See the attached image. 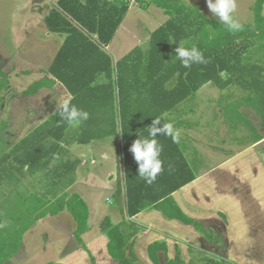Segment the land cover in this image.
<instances>
[{"label": "crops", "instance_id": "0c3cea01", "mask_svg": "<svg viewBox=\"0 0 264 264\" xmlns=\"http://www.w3.org/2000/svg\"><path fill=\"white\" fill-rule=\"evenodd\" d=\"M44 26L46 29L45 24ZM120 27L121 25L117 30ZM116 35L117 31L114 37ZM41 37H43L42 39H52V41L55 39L54 50L51 53H45L44 50L42 53H44L45 63L39 62L40 56H37L38 60L33 61L37 65L33 66L32 70L26 69L23 74H36L35 80L27 86L45 77L52 79L53 83L50 86L41 87L31 95L23 93L27 86L23 89V98H20L19 101L26 99L24 103L26 102L27 105L19 104L21 129L25 130L23 134H20V139L29 136L45 122L51 121L52 123L57 112L56 103L68 96L73 97L66 86L48 72L64 42L65 35L53 34L46 29L45 35ZM149 37L150 34L148 39ZM40 42L44 48L49 43L47 41L44 45L41 40ZM109 44L102 49L110 54L114 65L134 48H140V46H134L130 50H123L118 55H114V59ZM147 47L148 43L142 51H145ZM116 49H118L117 45ZM105 82V77L99 75L94 84H106ZM10 83L9 81L11 86ZM167 87H171V85L168 84ZM201 89L202 87L199 90ZM199 90L196 91L195 96ZM121 91V98H119L118 88L114 85V102L111 100L107 103H99V105L108 106L105 110L107 114L111 112L110 106L114 107L117 124L120 121V107H123V121L127 124L125 147L119 128L114 136L93 140L87 144H78L76 138L80 133L79 127L73 128L68 125L66 130L69 129V132L66 134L65 130L61 141L51 149L49 164L39 161L33 165V169L28 164L13 168H17L19 172L23 171V173H19L21 179H18L23 183L22 191L18 193L20 198L26 194L23 187L29 188L28 182L23 179L24 174L28 173V177L35 178V182L40 185L44 183V179L49 182L48 188L37 191L43 200L53 202L66 193L69 196L76 194L85 202L88 208V220L87 229L81 235L82 241L78 242L75 237L76 222L67 210H62L56 215L48 214L38 220L34 219L32 225L23 233L25 239H31V235L35 237L34 233L38 230L41 239H52L53 242H56V248H52L54 250L53 259L46 264H119L109 255L107 251L108 237L100 229L103 219L109 217L114 226L125 222L133 230H136L126 250L129 258L133 259L129 253V249L132 250L136 264H154L147 252L148 246L154 242L163 243L166 246V249L157 251L159 264H168V261H172L175 258L176 250H178L180 258L177 263L181 264H264V209L257 210L254 206L263 202L264 196L260 197L256 193L257 189L251 181L243 179L237 181L236 187L233 185L223 186L219 177L222 169L239 156L237 159L242 158L243 161L235 162L234 170L227 168V170L233 171L230 176L237 180L236 175H240L239 170L246 163V157L244 156L243 159L242 152L207 167L204 154L201 152L202 144H197L190 133L193 131L194 122L189 120L191 115L182 108L184 104L181 102L175 108L176 110L164 112L161 116L162 123L171 121L174 127L179 130V142H173L172 138L168 136L164 141L165 136L163 135V141L157 138L162 146L160 154V159L163 162L162 171L153 183H146L137 174L138 165L129 149L138 135L145 137L148 135V127L156 117V114L149 109L154 103L147 94L140 93L141 88L134 84L123 85ZM39 95H42L43 98L36 99ZM31 99L35 100L29 104L27 100ZM157 135L159 137L161 134L157 133ZM50 140L51 143L54 142L51 138ZM261 140L254 143L251 140L245 149H254L260 145ZM4 148L2 147L0 150ZM11 148L10 146L5 152L3 150V153H0V156L4 155L2 160H7L3 164L1 163L0 167L2 172L12 177L11 172H8L12 169V165L7 158V155L11 154ZM25 150L29 151L30 149L25 148ZM87 156L92 159L86 160ZM92 156L98 157L99 164L97 166V160ZM253 156L255 163L253 168L260 167L264 158H260L259 152H254ZM125 159L127 164L124 162ZM126 174L131 185H148L159 193L193 177L191 181L178 187L171 194L164 195V198L171 196L184 215L198 223L200 227L184 223L180 219L169 218L152 207L142 209L131 217L126 216L127 199L124 189ZM228 177V172L222 176L226 184ZM105 194L108 195L105 196ZM229 208L233 209V217H230L228 213ZM59 214L65 216L58 221L56 228L53 229L56 233L47 235L43 226L41 229L38 228L39 222L56 219ZM32 217L35 218L34 215ZM23 243L25 242L23 241ZM19 250L20 252L18 251L15 256L21 257L25 251L23 245ZM26 251L28 252V250ZM24 258H21L22 262H14V264L31 263L26 262ZM8 260L0 264H13Z\"/></svg>", "mask_w": 264, "mask_h": 264}, {"label": "trees", "instance_id": "16d2710c", "mask_svg": "<svg viewBox=\"0 0 264 264\" xmlns=\"http://www.w3.org/2000/svg\"><path fill=\"white\" fill-rule=\"evenodd\" d=\"M131 1L57 0L44 17L47 31L65 35L64 42L48 72L70 91L73 96L72 103L89 113L88 120L83 121L79 126L80 133L76 142L87 144L93 140L114 136L119 128V131H123L122 141L125 147L127 124L123 121V107H120V121L117 124L114 107L110 106L111 112L107 114L105 110L108 106L99 105L111 100L114 102V85L118 88L119 98H121V88L125 84H134L141 88L140 93L147 94L154 103L149 109L156 114V117H161L164 112H173L184 100H193L196 91L207 83L224 89L232 82L240 84L248 90V93L237 102H226L222 105L225 122L228 124L230 120L244 125L250 131L253 143L263 139L264 0H254L252 22L242 23V30L235 33L229 32L218 19L205 15L184 0H133L141 9L155 5L162 9L169 19L150 33L145 51L134 48L114 65L110 54L106 53L102 47L112 41L130 8ZM182 41L195 44L203 53L207 63H194L185 68L179 59L168 62L173 43ZM222 73H225L227 78H223ZM99 75L105 77L106 84H94ZM173 79L174 82L171 84ZM52 83V79L45 77L27 86L23 93L34 94L41 87L50 86ZM168 84L171 87H167ZM7 85L9 80L1 79L0 91ZM242 105L251 107L260 116L263 134L257 132L249 118L240 112ZM67 127V123L62 121L56 112L52 123L47 121L29 136L20 139L18 146H13L15 149L11 150L7 158L11 159L16 167L28 164L33 169V165L39 161L49 164L51 149L61 141ZM50 138L54 141L53 143L48 141ZM157 138L163 141L162 135L159 137L157 135ZM25 148L30 150L27 151ZM21 149H23L22 153ZM12 151L20 155L11 158ZM3 157L4 155L1 154L0 164ZM124 162L127 164L126 159ZM11 165L15 168L14 164ZM125 169L127 171L126 166ZM192 179L193 177H190L181 184L159 193L148 185H131L126 174L124 187L127 199L126 216L131 217L142 209L152 207L169 218L180 219L184 223L193 224L199 228L200 225L185 216L171 196L164 198V195L171 194ZM31 198L34 201L33 207H29L27 198L22 202L26 215H30L29 221L22 224V218L16 216L12 219L13 223H16L15 229L18 223L21 226L20 232H15L14 248L10 249L8 238L4 240V237H0V263L17 253L21 237L32 225L34 219H41L48 214L56 215L62 210H67L73 216L77 226L74 232L75 237L78 242L82 241L81 235L87 229L88 208L78 195L69 196L64 193L53 202L33 195ZM162 198L164 199L159 201ZM100 229L108 237L107 251L113 259L119 264H136L132 250L129 249V253L133 259L126 253L129 241L136 230L125 222L114 226L109 217L103 219ZM161 249H166V246L158 242L150 244L147 248L148 255L154 264H159L157 251ZM173 260L168 261V264H181L177 263L180 260L178 250Z\"/></svg>", "mask_w": 264, "mask_h": 264}, {"label": "rangeland", "instance_id": "374dc122", "mask_svg": "<svg viewBox=\"0 0 264 264\" xmlns=\"http://www.w3.org/2000/svg\"><path fill=\"white\" fill-rule=\"evenodd\" d=\"M56 1L57 0H0V80L7 78L11 82V86L7 85V87L0 91V149L5 147L0 150V153H3V150L5 152L10 146L12 147L11 149L14 148L13 146H18L19 139L21 138L20 134H23L25 131L21 129L22 122H20L19 104L27 105V103H24L26 99H22L21 102L19 100L23 98V89L35 80L36 74H23V72L26 69L32 70V67L37 65L33 63V61L38 60L37 56H40L39 62L42 61V63H45L44 53H42L44 50L45 53H51L54 50L53 44L55 39L53 41L52 39H42L43 37L41 36H44L46 32L43 24V17L49 12ZM184 1L187 4L197 7L205 15L218 19V17L213 15L208 9L206 0ZM253 3L254 0H236V10L233 15L240 24L252 22ZM130 6L121 27L117 30V35L114 37L111 44H109L114 59V55H118L123 50H130L134 46H140L141 50L145 48L149 40V34L169 19V17L164 14L163 10L155 5H150L146 9H141L132 0ZM40 40L44 45L48 41V46L44 48ZM116 45L118 49H116ZM178 45L179 43H173L171 53L167 59L168 62L171 63L177 59L175 56V49ZM48 61L49 58L47 62ZM222 77L227 78V75L222 73ZM173 82L174 79L171 81V84H173ZM247 93L248 90L236 82H232L224 89H220L212 83H207L202 86V89L199 90L193 100L187 99L183 101L182 103L184 106L182 108L189 112L191 115L189 120L194 122L193 131L190 133L193 135L197 144H202L201 152L204 154L207 167H210L218 161L221 162L233 155H237L239 152H242L241 155H243V159L244 156L246 157V163L244 162L245 164L239 170L240 175H236L237 180L230 176L233 171L227 170V168L234 170L235 162L241 163L243 161L242 158L237 159L239 156L234 158L227 167L222 169L219 175L221 185H233L236 187L237 181H242L244 179L248 182L251 181L257 189L256 193H258L260 197H263L264 162L260 167L253 168L255 165L253 153L259 152L260 158H264V138L260 141V145L252 150H246V146L251 143L250 131L244 127V125H239V123L235 121L229 120L227 124L222 113L223 104L226 102H237V100L246 96ZM41 98H43L42 95L36 97V99ZM33 100L35 99L27 101L30 104ZM239 110L249 118L257 132L263 134L260 116L247 105H242ZM177 124L181 125L184 123ZM68 132L69 129L66 134ZM48 141L51 142L50 139ZM13 151L11 158L20 155L17 152L13 153ZM92 157H95L97 160V166L99 164L98 157ZM90 159L92 158L87 156L86 160L90 161ZM5 162H7V160L3 161L2 164ZM9 162L15 165L11 159H9ZM1 170L0 167V237H4V240L8 238L10 240V249H13L15 246V232H20L21 226L18 223L17 229H15L14 225H16V223H13L12 219L17 216L22 218V224H26L29 219L28 216L25 215L27 213L22 208V202L27 198L29 207H33L34 201L31 198L32 195L42 199L37 191L48 188L49 182L44 179V183L40 185L35 182V178H29L28 173L24 174V176L21 174L24 181L28 182L27 185L29 188L23 187L26 194L20 198L18 193L22 191L23 183L21 180L18 181V179H21L19 173H23V171L19 172L17 168H12L8 171L13 175L11 177ZM226 172L229 174L227 184L222 178ZM107 195L108 194H105V196ZM221 206L223 205L221 204ZM254 206L257 210L264 209V200ZM228 213L230 217H233L232 208H229ZM64 216V214H59L56 219H46L42 223L39 222L38 228L41 229L43 226L47 231V235L54 234L56 232H54L53 229L56 228L58 221ZM37 231L34 233L35 237L31 235L32 238L28 239L29 241L25 239V235H22L18 251L20 252L19 248L23 245V249H25L24 255L21 257L12 256V258L8 260L10 261L9 263L14 264V262H22L21 258L24 257L26 262H31L30 264H46L52 261L54 256V250L52 248H56V242H53L52 239H41ZM8 234L9 236H7ZM23 241L25 243H23ZM72 242L74 243V240H72ZM26 250H28V252Z\"/></svg>", "mask_w": 264, "mask_h": 264}, {"label": "clouds", "instance_id": "9594fccd", "mask_svg": "<svg viewBox=\"0 0 264 264\" xmlns=\"http://www.w3.org/2000/svg\"><path fill=\"white\" fill-rule=\"evenodd\" d=\"M206 3L210 12L218 17L229 32L235 33L242 30V24L233 15L236 10V0H206ZM175 53L176 58L185 68L194 63H207L203 53L189 41L179 42ZM72 99L73 97L68 96L58 101L56 110L62 121L70 127L76 128L83 121L88 120L89 113L74 105ZM157 133L171 137L173 142H179L180 133L174 124L171 121L162 123L161 117H154L151 126L148 127V135L146 137L138 135L129 149L138 165L137 174L148 184L153 183L162 171L163 162L160 159L162 146L157 140Z\"/></svg>", "mask_w": 264, "mask_h": 264}]
</instances>
